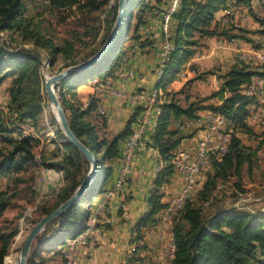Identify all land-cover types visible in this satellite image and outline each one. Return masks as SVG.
Instances as JSON below:
<instances>
[{"label":"trees","instance_id":"1","mask_svg":"<svg viewBox=\"0 0 264 264\" xmlns=\"http://www.w3.org/2000/svg\"><path fill=\"white\" fill-rule=\"evenodd\" d=\"M35 1L45 4L46 9L50 11L67 9L77 4L84 13H92L108 5L110 0ZM161 1L156 0V3L160 5ZM251 1L236 0V3L247 5L250 8ZM166 2L168 3L169 0H165ZM226 2L227 0H179L177 9L172 14V49L163 63L157 87L164 88L179 71L184 61L194 53V46L197 45L196 33L201 36L222 35L229 42L233 39L250 41L248 37L242 35V32L246 30L233 24L211 28L215 13L221 10ZM135 7H138L136 14L133 13ZM162 8L151 5L149 1L126 0V11H129V14L124 26L123 38H125L126 29L133 17L137 19L133 38H139L137 32L140 26L145 24L146 12H161ZM107 13L104 20L106 38L117 15V3L112 5ZM38 22L35 18L25 14L24 0H0V33L11 31L20 38L18 44L12 46L8 39H2L0 36V86L10 78V84L6 88L8 95L6 110L0 111V139L2 138L3 142L9 145L7 147L0 145V179L2 176H7L8 183L12 182L14 186H18L25 181L19 172L29 167L35 169L33 174L39 167L54 168L62 172L65 183L56 195V200L42 207L41 215L44 216L73 193L87 174L89 162L74 145L66 140L60 129H58V136L63 151L59 153V148L53 151L51 158L55 157V160L52 161H47V158L42 155L37 158L34 148L39 143V139L31 133L22 134L25 131L24 125L33 123L42 109L41 52L46 53L50 67L54 65L58 56L63 61H72L76 54L77 42L86 46L87 41L84 40L88 37L89 40L96 39L99 30L96 28L97 17H92L89 18L92 24L82 22V26L85 27L83 32L73 30L60 43H56L49 34L50 32L40 27ZM236 29V33H232ZM151 44L152 42L147 39L142 41V46ZM120 48L118 45L115 51L116 48L112 47L101 61L79 72L75 77L61 81L56 87L64 88L66 93L74 96L73 90L86 84L90 79L100 76L99 81L102 82L117 68V62L123 54ZM96 51V49L90 51L84 59L89 58ZM203 75L205 74H198L193 79H200ZM254 77H264V70H257L239 62L232 64L221 73L218 72L219 88L196 101L182 105L175 98L173 94L175 92H166L167 98L161 106L156 126L147 134V145L156 149L162 161L167 162L171 152L183 138L178 134V130L169 128L172 117L185 116L196 119L199 111L207 110L227 119L232 129L226 151L219 156L216 153L210 155L209 169L206 171L205 179L199 180L197 204L192 199H187L173 224L174 253L171 264H264V210L248 209L234 202L227 203L223 200L225 197L218 193V186L227 182L231 177L237 179L234 185L237 189H241L238 181L241 178L243 165L247 164L251 167L254 164V150L245 147L235 134L241 128L245 131L249 130L245 120L249 115L253 97L246 94L245 89ZM59 95L71 130L97 158L98 174L78 202L61 213L36 235L30 248L27 264H60L63 260L62 247L66 240L79 234L86 227L89 210L82 203L87 198V193L91 191L99 175L101 179L94 195L101 194L108 189L112 161L121 157L123 142L133 132L139 112V109H135L123 128L109 137L103 131L106 127L105 115L95 113L98 97L91 96L83 106L82 103L74 105L71 100L64 99L63 92ZM211 99H216L217 102L210 101ZM91 113L96 114V124L86 119V116ZM98 125L103 131L102 134ZM13 132H19L18 137H10L8 140L5 134ZM172 174V166L166 163L154 178V187L148 197L149 210L141 217L137 229L155 222L157 214L166 206L161 202L163 193L160 187L169 182ZM9 186L0 189V217L10 205L12 196ZM233 196L235 194L231 197ZM4 236L3 241L6 242L10 235ZM3 246H0V264H3L6 256ZM43 252H52V254L50 257H45L42 255Z\"/></svg>","mask_w":264,"mask_h":264},{"label":"crops","instance_id":"2","mask_svg":"<svg viewBox=\"0 0 264 264\" xmlns=\"http://www.w3.org/2000/svg\"><path fill=\"white\" fill-rule=\"evenodd\" d=\"M148 1L151 5L158 6V8L165 6V0H162L160 5L155 3L156 0ZM220 15V10L215 13L211 28L229 25V23H225L220 18ZM161 23L160 11L146 12L145 24L140 26L137 32L140 37L131 41V44L134 47L136 46V49H132V47L129 49L131 54L126 62L122 64L125 68L133 69L137 74V78L118 84L121 90L130 92L141 87L152 88L159 83L161 76L157 73L156 64L161 41L164 42L161 34ZM247 26L248 28L252 27L251 24ZM195 38L197 42L200 40L198 46L194 47V53L179 68V71H186L185 78L174 87L171 84V80L175 77L174 75L164 88L160 86L165 93L176 92L181 89L186 81L193 79L201 72L211 70L214 74L204 75L205 80L203 76L201 79L203 81L199 84L201 90L207 96L217 90L220 85L216 67L218 68L221 65L223 72L234 63L243 62L247 65H252L253 62L251 60L256 62L254 57L255 49H251L250 44L241 42L239 39H233V41L229 42L222 37L201 36L198 33L195 34ZM145 39L152 42V44L142 46V41ZM98 80L93 79L91 83L88 81L86 84L76 87L73 90L74 97L78 98L83 103V106L86 105L91 96L99 98L98 106L105 110L106 127L103 131L110 137L123 128L133 114L134 109L126 106L121 98L110 97L100 90L95 91L98 86ZM2 99L3 102L0 107L6 110L4 104L7 101V97L2 96ZM210 101L217 102L216 99H211ZM208 112L207 110L199 111L197 118L205 116ZM89 118L91 119L92 117ZM196 119H190L185 116L171 118L169 128L178 130V134L183 136L176 148L192 149L195 147L203 134V130L195 124ZM94 121L96 122V119ZM40 146V154L46 157L47 161L55 160V157L51 158V151H56L57 148L60 150L59 153L63 151L61 142L56 140L49 142L42 140ZM40 154L36 155V157L39 158ZM119 162L120 157L112 161L108 188L111 187L118 176ZM162 162L159 153L153 147H138L131 161V170L122 188L114 193L110 200L105 199L104 192L92 197L93 201L103 205L98 218L105 227L102 237L106 244L99 245L96 243L92 246L75 245L73 248L74 264H171L169 247L172 243L173 224H161L155 221L137 229L141 217L149 210L148 197L154 187L153 180L155 178L151 170L162 165ZM141 169L145 173H141ZM35 176L44 177L43 182L39 181L36 187L39 197L44 199L53 196L63 185L62 172L54 168L41 167L37 169ZM182 185V175L173 173L162 191L161 202L166 204L181 189ZM130 245H135L136 251L127 259L126 252ZM51 254L52 252L42 253L45 257H50Z\"/></svg>","mask_w":264,"mask_h":264},{"label":"rangeland","instance_id":"3","mask_svg":"<svg viewBox=\"0 0 264 264\" xmlns=\"http://www.w3.org/2000/svg\"><path fill=\"white\" fill-rule=\"evenodd\" d=\"M81 1L82 0H80V2ZM144 1H148V0H144ZM169 2L165 3V6H163L162 11L166 9ZM115 3H117V0H110L108 5L104 6L100 10L92 13H84V11H82L83 9L78 8L79 6H77V4L67 9H60V10L57 9L50 11L46 9L45 4H42L35 0H24L25 14L28 17L35 18L36 21H39L38 22L39 26L46 28L47 31L50 32L49 34L52 35L56 43H60L62 39L67 37L69 33L73 30L74 31L79 30L83 32V29H85V27L82 26L83 25L82 22L86 21L92 24V22H89V18L92 17H97L96 28H98L99 30L96 39L89 40L88 37L87 40H84L87 41L86 46H83L80 44V42H77L76 54L72 61L70 60L63 61V59L60 56H58V59L56 60L54 65L50 67L47 61L46 53L41 52L42 65L40 67V75L42 76V82H41L42 88L40 90V94L42 96V109L40 115L33 123L29 125L28 124L24 125L25 131L24 133H22V134L31 133L36 138L39 139V143L34 148L35 155L38 156L41 153L40 143L42 140L46 142H49L51 140L52 141L56 140L57 142H61L58 136V129L60 128L57 124L55 115H53L50 110H48V112L46 111L47 106H49V102L44 90L45 76H50L58 71L65 69L69 65H72L74 63L76 64L86 60L87 58L86 59L84 58L90 51H93L95 49L98 50L103 45V41L104 39H106V34L104 30V20L108 15L107 12L109 11V8ZM230 4L235 6L236 11L239 15L248 14L251 16L252 19V22L249 23V25L250 24L252 25V27L250 28H248L247 25L245 26L240 24L239 22H236L235 20H233L232 23L231 22L229 23L246 30L245 32H242V35L248 37L250 41H245L242 39L239 40L241 42L250 44L251 49H255V53H263L264 55V0H252L250 3L251 10L247 5L237 4L236 0H232ZM133 13L135 14L138 13V7H135L133 9ZM128 14L129 11H126L125 17L123 19V25L119 31L115 44L113 45V47L116 48L115 51L117 50L118 45H120L121 47L120 49H122L121 51H123L120 60L117 62V68H125L122 65L123 62H126L124 61L123 57L127 53L129 55L131 54L129 51L131 47L132 49H136V46L134 47L131 44L132 39H137V38H133L135 25L137 23V19L135 17L131 19L129 27L128 29H126L125 32L126 33L124 36L125 38H123L124 26L126 25ZM83 17H88V18H83ZM253 22L254 24H252ZM236 31L237 29L233 30L232 33L233 32L236 33ZM0 36L2 37V39H8L10 45L12 46H16L20 41V38L16 37L15 33L12 34L11 31L1 32ZM162 36L164 35L162 34ZM218 37L224 38V36L222 35ZM198 42H200V40ZM198 42L196 46H198L199 44ZM27 47H31V46L27 45ZM162 48H163V41H161V48L159 51L156 69L158 68V65L160 63L161 51L163 50ZM251 61L253 62V64L252 65L248 64L250 67H253L257 70H264V63H260L257 59L256 62H254L253 60ZM129 69L134 71L131 68ZM216 72L219 73L222 72L221 65H219L218 68L216 67ZM202 73H204L205 76H207L210 73H213V71L209 70L207 72H201L200 74L202 75ZM205 76L203 77V79L205 78ZM202 77L200 79L188 80L185 82V84L181 87L180 90L176 92L174 91L175 93L173 94L175 95V98L178 99V101L182 105H186L190 102L196 101L206 96V94H204V92L201 90V86H199L200 82L203 81L201 80ZM99 78H100L99 76H96L94 79L98 80ZM92 80L93 79H90L89 82L91 83ZM253 80H254V84L251 95L253 99L249 109L250 110L249 114L254 113L262 118L264 117V77H254ZM9 84H10V78L4 81L0 86V104H2L3 102L2 96H6L8 99L6 88ZM55 91L59 97H60L59 93L63 92L62 97L64 99L71 100V102L74 105H80L82 103L78 98H75L69 93H66V90L64 88L60 89L55 85ZM98 105L95 113L100 114L99 108H101V106ZM4 106L6 107V103L4 104ZM95 113H91L90 115L88 114V116H86V119L88 121L95 122L94 121L96 119ZM102 114L104 115L105 113ZM89 117L92 118L90 119ZM99 126L100 125H98L97 127L100 133L102 134L103 131H101ZM248 129L249 130L245 131L244 129L241 128L239 131H236L235 133L241 139L242 144L245 147H249L254 150V164L251 167H248L247 164L243 165L241 178L238 181V183H240V187L242 190L237 189V187L234 185V182L237 181V179L231 177L227 182H224L218 186V190H219L218 193L219 195L225 197L223 198V200L224 201L226 200L227 203L234 202L237 205H244L245 208L248 209H257L262 211L264 210V129L262 130L261 128H258L256 126L255 127L249 126ZM18 133L19 132H13L12 134H5V136L8 137L9 140L10 137H18L19 135ZM6 144L7 143L3 142L1 138L0 145H3L4 147L9 146L8 144L7 145ZM52 152L53 151H51V153ZM208 169L209 168L207 167L203 171L201 175L202 178L200 177L201 181L203 178L205 179V174ZM33 171H35V169H33V167H29L25 171L19 172V174L24 177L25 181L23 183L18 184V186L16 185L14 186L12 182L8 183V179H6L7 176H2L0 179V189H4L7 185H10L9 189L11 190L12 193V194L10 193V195L12 196L10 199V205L5 210L4 214L0 217V246L4 245L3 247L5 248L6 251L5 252L6 256L4 257L3 264H16L20 247L29 229L42 216L41 215L42 207L48 206L54 200H56V195L58 194L60 188L65 183V177L63 175L62 176L63 185L59 188V190L51 197H48L46 199L41 198L39 197V192L37 193L36 187L38 186L39 181L43 182L44 177L42 176L36 177L35 175L37 170L36 172H34V174ZM100 179L101 176L99 175L97 181L93 184L91 191L87 193L86 195L87 198L82 203L84 207H87V204L89 205L91 203L92 197L96 196L94 195V193L96 191ZM160 191H162L161 188ZM232 194H235V196L231 197ZM191 199L193 202H195V204H197L196 202L197 190L194 191L190 200ZM4 235H10L9 239L6 242L3 241L5 237Z\"/></svg>","mask_w":264,"mask_h":264},{"label":"built area","instance_id":"4","mask_svg":"<svg viewBox=\"0 0 264 264\" xmlns=\"http://www.w3.org/2000/svg\"><path fill=\"white\" fill-rule=\"evenodd\" d=\"M228 1V0H227ZM232 2V0H230ZM226 2L225 6L220 10V18L225 23H230L233 20L242 25H248L252 22L251 16L248 14L239 15L235 6ZM179 0H170L164 11H161V32L164 35L163 50L161 51V59L157 68V73L161 75L162 67L165 59L172 49L171 29L172 14L176 11ZM233 41V40H232ZM126 54V53H125ZM129 54L127 53L123 59L126 61ZM256 59L260 63H264L263 53H255ZM186 76V71H178L175 77L171 80L172 86H176ZM137 75L129 68H116L113 72L104 78L97 81L98 86L95 91L100 90L110 97L121 98L126 106L131 109H139L138 117L133 132L129 135L122 145V152L119 162V173L114 183L104 192L106 200H110L114 193L122 188L125 183L128 173L131 170V161L138 147H147V134L151 132L157 123V117L161 113V106L166 101V93L160 87L138 88L130 92L121 90L118 84L126 81L135 80ZM254 80L245 89L246 94L252 95ZM5 110V108H0ZM100 113H104L103 108H99ZM246 125L249 127H258L264 129V117H259L257 114L251 113L247 116ZM195 124L203 130V134L197 144L192 149L175 148L171 152V156L167 162L163 161L162 165L151 170L156 177L158 172L165 166L170 164L173 173H179L183 177V185L181 189L175 193L172 198L166 203L164 209L157 214L156 223H172L177 220L180 211L183 209L187 199H190L199 185L200 177L203 171L208 167L211 153H216L217 156L223 154L230 142L232 129L227 119L219 114L208 112L205 116L197 118ZM141 173H145L142 169ZM165 184L160 188L164 189ZM89 210V218L86 222V227L79 234L66 240L62 247L63 260L60 264H74L75 245L89 246L106 244L102 237L105 231L104 224L99 221L98 214L103 209V205L95 201H91L87 205ZM155 223V224H156ZM171 259L174 253V245L170 247ZM136 251L135 245H130L126 258H130Z\"/></svg>","mask_w":264,"mask_h":264},{"label":"water","instance_id":"5","mask_svg":"<svg viewBox=\"0 0 264 264\" xmlns=\"http://www.w3.org/2000/svg\"><path fill=\"white\" fill-rule=\"evenodd\" d=\"M125 14L126 0H117V15L111 31L103 45L86 60L69 65L65 69L58 71L44 79V90L48 102L53 104L56 109L57 124L64 134L66 140L74 145L87 159V161L89 162V170L80 184L66 200L60 203L47 215L40 217L39 220L31 226L20 247L16 264H27V258L30 252V248L36 235H38L51 221L57 218L61 213L78 202L85 195L98 174L97 158L95 154L87 146H85V144H83L71 130L64 108L61 105L59 97L55 91V85L67 78L75 77L79 72L89 69L94 64L101 61L104 56H106V54L115 44L119 31L123 25Z\"/></svg>","mask_w":264,"mask_h":264},{"label":"bare ground","instance_id":"6","mask_svg":"<svg viewBox=\"0 0 264 264\" xmlns=\"http://www.w3.org/2000/svg\"><path fill=\"white\" fill-rule=\"evenodd\" d=\"M47 77H48V76H45V78H47ZM45 78H44V79H45ZM0 108H1V107H0ZM48 110H50L51 113H52L53 115H55V118H56V120H57L56 109H55V107L53 106V104L49 103V106H47L46 111L48 112Z\"/></svg>","mask_w":264,"mask_h":264}]
</instances>
